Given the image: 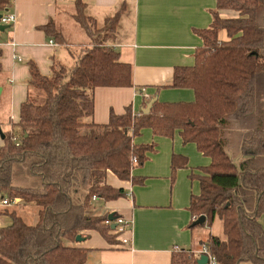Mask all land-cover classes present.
<instances>
[{"label":"trees","instance_id":"trees-1","mask_svg":"<svg viewBox=\"0 0 264 264\" xmlns=\"http://www.w3.org/2000/svg\"><path fill=\"white\" fill-rule=\"evenodd\" d=\"M11 2L0 0V15ZM127 10L125 3L119 4L93 36L86 22L95 26L97 21L77 0L70 16L90 44L79 50L71 68L54 60L49 76L28 64L26 100L0 147V196L34 208L36 222L29 223L16 209L0 211L11 221L0 228V264H86L89 251L74 244L77 237L86 240L89 231L108 244L119 243L116 227L105 223L108 216L93 215L91 199L109 202L126 196L123 189L107 184L108 173L139 182L131 172L144 164L152 146L133 139L145 128L167 138L177 132L183 144L193 143L210 159L200 169V192L190 197L189 212L196 220L205 217L200 226L220 220L223 238L209 235L203 243L215 264H264L259 222L264 214V0H216L209 27L195 31L202 46L195 51L193 66L173 68L170 88L192 90L193 102L156 100L148 114L136 116L128 107L120 115L110 112L107 124H95L94 89L133 86L131 64L122 62L109 42ZM219 10L237 15L221 19ZM39 29L57 44L69 45L54 21ZM28 158L29 172L40 179V188L13 184V166ZM186 164L185 157L171 158L173 173ZM197 260L194 252L179 250L173 251L169 264Z\"/></svg>","mask_w":264,"mask_h":264},{"label":"crops","instance_id":"crops-1","mask_svg":"<svg viewBox=\"0 0 264 264\" xmlns=\"http://www.w3.org/2000/svg\"><path fill=\"white\" fill-rule=\"evenodd\" d=\"M76 1L12 0L6 12L15 16V22L0 31V114L1 109L7 115L17 111V117L15 121L12 117L0 118L2 133L11 130L10 121H18L20 105L26 100L28 64L34 63L42 75L49 76L54 60L65 64V56H71L68 49L47 37L39 27L54 21L60 28V16L70 11ZM80 1L85 5L86 14L97 24L101 15H115L121 3L127 5L131 14L130 33L117 39V32L109 42L113 49L114 45H122L121 51H116L122 62L132 66L133 86L94 89L93 123L107 124L110 112L120 115L128 107L139 116L145 103L153 98L161 103L194 101L192 90L170 88L173 68L193 66L195 51L202 46L195 31L209 27L216 0ZM219 38L224 40L225 34H219ZM2 141L0 138V147ZM133 142L152 146L144 164L131 172L139 182L121 181L108 173L107 184L123 189L126 196L109 202L91 200L94 216H120L131 222L130 228L118 237L119 243L123 238L130 243L126 247L119 243L111 245L99 233L85 232L88 238L74 246L89 251L86 264H169L174 248L190 250L196 255L201 243L213 235L211 226L192 228L194 217L189 212L190 197L200 192L197 180L202 175L200 169L207 167L210 159L199 153L193 143L183 144L177 132L167 138L155 136L151 129L145 128ZM173 155L187 160L186 166L174 173L171 169ZM7 218L0 215V228L8 225ZM35 222L36 217L32 223ZM259 222L264 229V214Z\"/></svg>","mask_w":264,"mask_h":264},{"label":"rangeland","instance_id":"rangeland-1","mask_svg":"<svg viewBox=\"0 0 264 264\" xmlns=\"http://www.w3.org/2000/svg\"><path fill=\"white\" fill-rule=\"evenodd\" d=\"M66 11L67 12L65 14L60 16L59 24H60V28L64 34L66 41H68L69 45L71 46V47H69L70 49L67 46H65V48L68 49L74 55V57H72V56L66 57L65 56V64L69 68H71L73 65V60L75 59L76 54L83 47H85L86 45H89L90 42H89V38L86 36L85 32L80 27V25L77 24L75 21H73L72 17L70 16V14L73 12L72 9L70 11H68V10H66ZM85 14H86V12H85ZM218 15L221 19H226V17H224L225 15L235 16V15H237V13L233 12L231 10H219ZM107 16H111V15H101L100 18L98 19V24L95 26L93 25L92 22H86V27L89 29L90 35H93V36L98 35L99 29L102 27L104 20L106 19ZM130 21H131V14H130L129 10H127V13L125 15H123L120 19L119 27L117 30V32H118V38L117 39H122V35H124L126 33H130V31L132 29V24ZM220 35L221 36L224 35V32H221ZM84 43H85V45H84ZM121 46L120 45H114L115 51L116 50L121 51V49H119V48H121ZM1 110H2V113L0 114V118L6 119L8 117L9 118L12 117L13 118L12 120L15 121V118L17 117V111H15V112L12 111L9 115H7L3 109H1ZM13 124L14 123L10 121V129H12V130H13ZM3 125H6V124L3 123ZM3 128H4V126H3ZM31 161H32V159L28 158L23 164H15L13 166V184L15 186L24 187V188H35V189L41 187L40 179L38 177L32 176L29 172V165H30ZM19 205H20V202L10 206L8 209H16V211L19 214L24 215L25 219L28 220L29 223H32L34 221V218H35L34 217V213H35L34 208L29 207V206L28 207H20ZM6 222L8 223V225H10V223H11V221L8 218L6 219ZM8 225H6V226H8ZM211 234H213L219 238H223L222 224H221L219 219H215L214 222L212 223ZM208 237H207V239H208ZM207 239L202 242L198 251H200L202 245H204L203 243H205L207 241ZM198 251H197L196 255L198 254Z\"/></svg>","mask_w":264,"mask_h":264},{"label":"built area","instance_id":"built-area-1","mask_svg":"<svg viewBox=\"0 0 264 264\" xmlns=\"http://www.w3.org/2000/svg\"><path fill=\"white\" fill-rule=\"evenodd\" d=\"M15 16L13 14H9L7 12H5L3 15H1L0 17V25L2 26H10L12 24H14L15 22ZM49 44L54 45L53 41H49ZM13 141L16 143V145H18V141L13 138ZM133 162L135 163L136 161L133 160ZM93 201L97 200L95 197H92ZM19 202V199H14L13 201L8 200L5 197L0 196V210H2L3 208H8L14 204H17ZM196 218L193 219V221H195ZM106 224H113L116 227L117 232L121 234H123L124 231L128 230L131 226V222L126 220L123 217L120 216H114V220L112 222L110 221H106ZM119 235V236H120ZM130 243V241L126 238H123L120 240V243L122 247H126L128 246ZM180 249L178 248H174V251H179ZM205 255L208 258V264H215V259L213 256H211L208 252L207 246L206 245H202L200 251H198V254L196 256H198V259L200 258V256Z\"/></svg>","mask_w":264,"mask_h":264},{"label":"water","instance_id":"water-1","mask_svg":"<svg viewBox=\"0 0 264 264\" xmlns=\"http://www.w3.org/2000/svg\"><path fill=\"white\" fill-rule=\"evenodd\" d=\"M0 17H1V15H0ZM7 27H8V26H1V25H0V31L5 30ZM156 100H157L156 98L151 99V100L146 104L145 108L142 109L141 112H142L143 114H148V113L150 112V109H151L152 105L155 103ZM0 138H1L2 140L4 139V135H3V133L1 132V130H0ZM113 220H114L113 215H109V216H108V221L112 222ZM205 221H206L205 217H204V216H201V217H199L197 220H195V222L192 224V227L203 225V224L205 223ZM114 228H115V226L112 225V229H114ZM82 241H83V240H82L80 237H77V238H76V242H82ZM197 264H208V258H207V256H205V255L200 256V258L197 260Z\"/></svg>","mask_w":264,"mask_h":264}]
</instances>
